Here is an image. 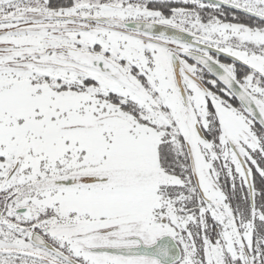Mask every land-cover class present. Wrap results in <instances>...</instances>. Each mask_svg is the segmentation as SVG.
Here are the masks:
<instances>
[{"label": "snow or ice", "instance_id": "obj_1", "mask_svg": "<svg viewBox=\"0 0 264 264\" xmlns=\"http://www.w3.org/2000/svg\"><path fill=\"white\" fill-rule=\"evenodd\" d=\"M0 264H264V0H0Z\"/></svg>", "mask_w": 264, "mask_h": 264}]
</instances>
